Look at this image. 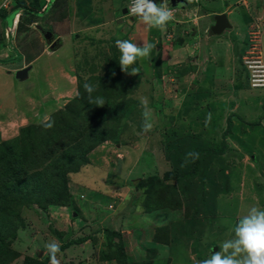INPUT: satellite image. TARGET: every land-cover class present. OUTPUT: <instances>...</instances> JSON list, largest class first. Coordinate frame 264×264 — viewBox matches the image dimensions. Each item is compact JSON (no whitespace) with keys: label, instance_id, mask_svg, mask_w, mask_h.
<instances>
[{"label":"rangeland","instance_id":"1","mask_svg":"<svg viewBox=\"0 0 264 264\" xmlns=\"http://www.w3.org/2000/svg\"><path fill=\"white\" fill-rule=\"evenodd\" d=\"M196 1L200 4L199 14L208 13L200 19L199 37L188 38L181 52H176L178 48L173 46L172 39L166 37L162 41L160 50L164 63L182 67L184 59V61L188 60L186 63L193 68L185 72L181 80L172 73H163L162 84L153 89L154 62L151 60L153 56L151 55L148 59H138L140 68L133 65V68L140 69L138 72L141 73V85L139 84L135 89L134 97L141 95L148 97L149 107L153 110L152 130L144 132L142 126L136 123L141 120V117L136 116L137 121H130L129 132L126 131L120 137L116 134L119 141L106 140L98 145L87 154L90 163L83 165L79 174H68V186L73 200L81 209V217H76V213H72L69 206L59 207L47 213L39 212L35 206L25 208L22 212L25 226L18 229L11 242L12 247L22 256H33L39 252V258H41L48 254L46 245L50 243L61 245L63 239L67 240L69 236L77 238L89 235L90 239L76 242L57 253L60 264H115L114 260L100 258L101 252L105 249L103 243L105 233L102 227H106L109 230L120 231L130 258L141 260L143 253L145 254L144 248L150 246L147 237L153 233V226L164 223L166 220L183 219L184 210L183 208L172 210L167 206L165 207L167 209L144 212L143 217L136 218L137 213L141 212L139 197L142 190L138 189L135 183L152 174L163 175L165 170L170 169L162 152L165 140L184 132L199 138L221 140L229 112L240 114L247 118V122L242 118L231 116L232 126L225 137L230 149L222 156L224 171L229 176L227 190L217 196L213 204L214 216L210 215L205 220L203 214L197 216L195 232L197 234L199 231V241L203 249L209 252L206 258L210 256L214 246L218 251L224 240L233 238L234 233L231 228L252 207L264 210V87H255L258 88L255 89L251 84L252 88L239 92L235 89L237 87L230 86L228 79L235 81L236 65L243 71L242 66L238 64L241 63L239 58L243 55L246 56L244 60H255V62L249 61V65L261 64L260 60L264 64V3L263 0H248L250 6L247 13L243 6L241 8L236 5L237 0ZM248 1L247 4H249ZM155 2L159 3V0ZM90 3L82 5V9L88 8L95 19L99 4L97 0H93V4ZM108 3L107 0H103L102 16L106 20H101L102 25L94 24V28H90V25L84 29H74L75 32L78 31V34L64 37V46L55 52L47 51V44L41 37V33H36L32 51L39 54L32 61V67L25 80H17L13 74L14 70H11V76H8L3 74L0 68L2 76L0 119L7 120L0 122L2 133L0 138L5 139L7 136L10 138L17 134L20 126L46 120L52 112L63 107L76 93L77 73L85 80L88 75L87 68L84 70L85 63L94 57V52L97 54L94 60L103 63L101 54L110 52L111 45L115 44L114 39L127 37L137 45L148 43L150 37H156L153 39L155 42L158 41L160 29L149 28L138 17L131 23L122 13V8L127 6V0H113L111 6L114 9L108 8ZM230 7L232 10L227 13V16L232 27L221 34L208 36L207 29L213 23L214 13L212 12L226 11ZM68 8L69 11L72 10L71 3L68 4ZM77 9H80L79 4ZM196 11L197 9L192 12ZM41 14L42 16L38 19L40 18V22L46 25L43 19L44 13ZM258 15L261 16L260 21L257 20ZM58 16L65 18L66 13L60 11ZM116 16L119 18L116 19ZM78 18L82 17L78 16ZM109 19H116V21ZM121 19L123 21H120ZM175 19H179L178 15ZM71 22L70 20L69 24ZM67 26L65 19L60 31H68ZM204 27L205 30H203ZM247 27L248 30H255L256 33H250L251 36H248ZM54 32L59 34L58 31ZM246 50L249 52L245 53ZM10 54L11 60L0 58V64L20 67L22 57H18L14 51H10ZM189 58L194 60L190 62ZM220 66H223V70ZM204 69H206L205 73ZM255 69L260 68L255 67ZM97 72L102 73L100 67ZM258 73L263 72L258 71ZM125 74L127 77L131 75L128 71H125ZM252 79L253 77L249 76L251 83ZM260 82L263 83L264 80ZM190 83L197 85L187 90L190 92V98H199L202 102H199V106L191 114H183L182 117L177 118L183 109L182 87ZM208 85L215 87L228 85V87L226 89L211 88L202 99L203 91L207 90ZM211 100L219 105L216 108L210 107ZM225 103L227 105L224 108ZM229 103L233 105L229 107ZM220 109H222V119L219 121L217 118L215 122L216 119L212 120L210 117H216ZM167 115L174 116L176 122L173 120L167 124ZM218 121L221 125L217 123ZM255 121L259 122L256 125H250ZM180 123H184L185 126H181ZM167 196L164 201L171 204L175 198L172 193L169 194V191ZM190 209L193 210L192 207ZM71 214L75 216L73 221L70 218ZM150 218L155 219L156 222L150 221ZM210 220H212L211 223H208ZM97 224L102 227L96 231ZM132 224L135 226L131 227ZM68 231L70 233L59 236ZM93 235L94 239H91ZM181 240L179 245L181 255L177 256L176 253L175 256L179 259L174 257V260L178 261H174L173 264H199L200 259L192 250V246L195 245L192 239L188 243L182 238ZM158 249L160 258H166L165 264H171L173 257L165 250V247ZM16 262L19 263L18 260ZM160 264H163V261Z\"/></svg>","mask_w":264,"mask_h":264},{"label":"trees","instance_id":"2","mask_svg":"<svg viewBox=\"0 0 264 264\" xmlns=\"http://www.w3.org/2000/svg\"><path fill=\"white\" fill-rule=\"evenodd\" d=\"M76 1L80 2L79 0ZM64 5L63 0H31L29 3L16 0L11 13L4 9L0 10V24L4 25V23L11 24L16 10L23 8L15 31V44L12 48V51L18 57H22L20 67L31 64L32 60L39 54V52L32 51L35 46V39L33 38L36 33L40 32L35 24L53 31V27L47 21H53L55 17L57 18L60 11H63L61 8ZM82 5L79 3L80 9L76 10L78 16H81L83 11ZM85 9L82 12L83 17L86 16V11L89 10L88 8ZM41 13H44L43 19H45L46 25L40 22V18L38 19L39 16H42ZM123 14L125 15V13ZM115 18L117 19L119 16ZM116 19L111 21L115 22ZM178 25L180 24L172 19L167 23L166 28L159 30L157 42L153 39L156 37L149 38L148 43L155 45L151 52L153 56L151 60L154 62L152 67L153 89L162 84L163 73H172L181 80L184 73L193 68L189 63L183 62V66L178 67V65H169L162 61L160 50L162 41L166 39L168 34L172 35L173 46L178 48L175 50L176 52H181V49L186 46L187 39L190 38L185 34H180L179 28H181V25L179 28ZM0 30L1 48L5 46L6 41L2 29ZM116 40L131 41L127 37L114 39L115 42ZM101 55V58L104 59L103 63L94 60L97 57L95 52L94 57L89 60L90 62L85 63L84 70L87 68L88 71L85 80L77 73L76 93L63 107L49 115L51 121L54 122L51 128L45 127L49 122L48 119L40 120L20 126L17 134L10 138H0V264H13L16 260L19 261L16 264H49V254L43 255L41 258H39V252L33 256H22L12 247L11 242L16 232L19 228L25 226L22 215L23 210L35 206L39 209V212L47 213L59 207L69 206L72 213H76V217H81V209L73 200L68 186V174H79L81 167L90 163L87 154L98 145L106 140L116 141L119 139L116 134L120 137L126 131L129 132L130 121H137L136 116L141 117V120L136 123L140 126L143 124V109L139 100L134 97L135 89L139 84L141 85V73L137 72L136 75L126 76L125 71H122L119 65L120 52L116 44L111 45L109 53L103 52ZM7 60H11V54ZM239 61L241 63L238 64L244 68L243 71L236 65L235 81L228 79L230 86L237 87L235 88L236 91L240 92L250 88L251 82L249 80V70L241 58H239ZM213 63L216 64L215 61ZM134 64L140 68L138 59ZM133 65L129 67L128 72L132 71ZM223 66H220V69L223 70ZM99 67L102 73L97 72ZM138 70L140 71V69ZM205 71L206 69H204V73ZM86 82L95 86L96 90L91 94V97L84 90L83 85ZM191 84L182 87L183 100L181 105L183 109L177 115V118L182 117L183 114H191L197 109L199 102H202L199 98H190V92L188 91L191 90V86L193 88L197 87V85ZM227 87L228 85L216 87L208 85L207 90L203 91L204 96L202 99L206 93H209L211 88L226 89ZM196 91L197 89L193 92ZM96 97L104 99L103 106L90 103V99L94 100ZM218 105L217 102L211 100L210 107L216 108ZM226 105V103L223 104V107L225 108ZM232 105V103L228 104L229 107ZM222 109L216 113V117L210 118L212 120L216 119L215 122L219 118L220 121L223 115L221 114ZM232 115L247 122V118L240 114L229 112L221 140L199 138L194 134L184 132L164 141L162 152L170 169L165 170L163 175L152 174L139 179L135 183V186L142 190L139 197L141 200V210L139 211L141 212L137 213L136 218L143 217L144 212L167 209L165 207L168 206L172 210L183 208V219L166 220L164 223L154 225L153 233H150L151 236L147 237L150 246L144 248L145 254L143 253L144 256L141 260L130 258L120 231L109 230L97 224L95 230L97 231L102 227L105 233L103 240L105 249L100 255L102 260L105 258L114 260L116 261L115 264H155L157 262L160 264L162 261L165 264L166 258H160L158 249L159 247H165V250L173 257L171 261V264H173L174 261H178L174 260V257L179 259L177 256L181 255V247H179L182 242L181 238L186 243L192 239L195 244L192 246V250L196 253L198 259H206L209 252L203 249L199 241V231L197 234L195 232L196 220L198 214H203L204 220L210 215L214 216L213 204L217 196L227 190L229 176L224 171L222 156L224 152L230 149L225 137L232 126ZM166 119L167 124L173 120L175 121L174 116L170 115H167ZM219 121L217 123L221 125ZM215 122H213L214 127ZM258 122H252L250 125H256ZM180 125L185 126L184 123H180ZM223 126H225L224 123ZM189 152L199 153V158L193 160L192 157H187L186 154ZM226 166H228L227 163ZM87 186L90 187V185ZM163 191L166 192L163 193ZM168 191L175 198L171 204L164 201L168 197ZM135 203L139 207L138 203ZM191 207L193 210L190 209ZM70 218L72 221L75 220V216L72 214ZM150 221L156 222L152 218H150ZM211 221L208 223H211ZM133 226L135 224L131 225V227ZM67 233L70 232H63L59 236L62 237ZM88 238L90 239L89 235L77 238L69 236L67 240L63 239L60 251L76 242L86 241ZM91 239H94V235ZM198 247L201 249L199 250ZM176 253L177 256H175ZM21 256L22 259H20Z\"/></svg>","mask_w":264,"mask_h":264},{"label":"clouds","instance_id":"3","mask_svg":"<svg viewBox=\"0 0 264 264\" xmlns=\"http://www.w3.org/2000/svg\"><path fill=\"white\" fill-rule=\"evenodd\" d=\"M237 1L235 2L236 4H238ZM2 2L3 0H1V3H0V10L1 9L6 10L10 7V4L13 1L9 0V2L7 3L5 7L2 6ZM185 3L186 4L183 7H177V6H171L169 4V0H161L160 3H156L155 0H131L130 12L132 15L128 13V9L126 6L124 7L126 8L125 16L128 17V20L131 17H134V19L138 17L149 28L155 27L158 29H164L166 28L167 23L170 20L175 19V16H176L175 13L177 12V9L179 10H185L186 8L189 9L188 6L190 5V7H194L195 10L197 9V11L193 13H189L187 11L183 19L179 18L175 20L181 25V28H179L181 35L185 34L188 37H191V36L195 38L199 37V34L201 32L200 19L207 16L208 13L199 14L198 11L200 10L199 8L200 4L196 0H186ZM127 5H128V0H127ZM169 6H171L172 8H170ZM249 6L250 4L248 5V8H247L248 10H246L247 13L249 12ZM218 13H226L227 15L226 11H223V12L220 11ZM20 14H21V11L15 12V14L12 17L11 24H4V25L0 24V27H1L0 29H2L3 37L5 38V41H6L5 46L0 48V58H6V57L8 58L10 51H12V48L15 44L14 43L15 31H16V27H17ZM121 21H123V19H121ZM131 21L133 22L134 20H131ZM36 25L37 24H35V27ZM187 25L194 26L195 30L193 34L188 35V33H186ZM203 30H205V27L203 28ZM71 32H73L72 34H75V33L78 34L77 33L78 31L77 32L72 31L70 28L68 31L61 32L60 34H56L54 31H52L53 38L49 43L43 37L42 33L41 32L39 33H41L42 38H44L47 44L46 45L47 51L55 52V50L59 49L63 45V41H64L63 36ZM246 33L248 36H251L250 33L252 34L256 33V31L248 30V27H247ZM171 37H172L171 34L167 35L168 39H171ZM52 41H57V42H56V45L51 48L50 45ZM115 44L120 52L119 65L121 67V70L126 71V72L128 71L131 65L136 63L137 59H142V60L148 59L151 55L152 49L155 46L152 43H145L142 45H137V44L132 43L129 40H116ZM247 52L249 51L246 50L245 53ZM245 58L246 56L244 55L241 57L244 64L246 65V68L249 70L250 76H252V74L254 73L253 72L254 70H257L256 73H258V71L259 72L261 71L264 73V64L262 63L261 60L259 61L261 62V64H255V65L250 64L249 65L248 64L249 61L255 62V60H244ZM192 60L194 59H191L190 62H192ZM187 61H184L183 59L184 63H186ZM28 65H31V64H28ZM5 67L7 68V66ZM255 67L260 68V69H255ZM20 68H23V67H20ZM241 68L244 69L243 67ZM16 69H19V67ZM16 69L9 68L8 69L9 74L11 75V70L16 71ZM245 71L247 72V70ZM137 72L138 70L133 68L130 74L136 75ZM261 75L262 73H258V78H257L258 80L261 79L259 78ZM251 84L252 86H255L253 85V82ZM83 87H84L85 92L89 94V97H91V94L96 90L94 85L89 84L87 82L83 85ZM257 87H264V85L263 84L258 85ZM137 99L139 100L141 108L143 109L142 111V118H143L142 130L144 132H149L153 128V110L149 107V100L147 96L141 95V96H138ZM90 103L97 105V106H103L104 99L102 97H96L94 100L90 99ZM46 119H48L49 122L45 125V127L51 128L54 122L51 121L50 117H46ZM186 156L192 157V159L195 160L199 158V153L189 152L186 154ZM181 166L183 167V165ZM231 231L232 233H234L233 238L224 240L220 244L218 251L215 249L211 250L210 256L206 259L200 260L199 264H264V210L258 209L256 207H252L246 215L242 216L236 222V224L231 228ZM46 248L49 254V264H60V261L57 259V253L60 252V245L58 243H50L46 245Z\"/></svg>","mask_w":264,"mask_h":264},{"label":"crops","instance_id":"4","mask_svg":"<svg viewBox=\"0 0 264 264\" xmlns=\"http://www.w3.org/2000/svg\"><path fill=\"white\" fill-rule=\"evenodd\" d=\"M19 1H24V2H30L31 0H19ZM92 1L93 0H80V4H83V5H87L88 4V2H91L90 4H93L92 3ZM109 3H108V8H113L112 6H111V3H112V1L113 0H107ZM160 1L161 0H159V3H160ZM63 2L65 3V5H64V7H62L61 8V10H63L65 13H66V16H65V18L63 17V16H58L57 15V18L55 17L54 18V20L53 21H47V23L49 24V25H51L52 27H53V31H58L59 32V34L61 33V29L62 28H60L61 26H62V23H64V21H65V19H66V24L68 25L67 27L68 28H70L72 31H74V29L75 30H77V29H84V28H86V27H88V26H90V28H94V24L95 25H102L101 24V20H106V18L104 17V16H102L103 15V11H102V5H103V0H97V2H98V4H99V11H98V13H96L95 14V19L93 18V16L90 14V11H86V16L85 17H83V14H82V12H84L85 11V9L81 12V16L80 17H82L81 19L80 18H78V15L76 14V10H77V7H78V1H76V0H63ZM84 2V3H83ZM263 2H264V0H263ZM72 4V6H73V8H72V10L71 11H69V8H68V4ZM237 3H238V7H241V8H243L242 7V5L244 6V8L243 9H245V10H248L247 8H248V6L247 5H249V4H247V0H238L237 1ZM16 4V0H14V2H12L11 4H10V7L8 8V9H6L7 10V12H12L13 11V9L12 8H14V5ZM82 7V6H81ZM189 7V9H185V10H177V12L175 13V15L177 16L178 15V17L179 18H184V15L186 14V12L188 11L189 13H193L192 11L193 10H195V8L194 7H190V5L188 6ZM114 9V8H113ZM123 9V8H122ZM229 9V10H228ZM227 10H226V12L227 13H229L232 9H231V7L230 8H228ZM59 10H60V8H59ZM16 11H21V13L23 12V8H19L18 10H16ZM72 11H73V13H72ZM225 11V10H224ZM71 18V19H70ZM261 19V16H259L258 18H257V20H260ZM72 21L71 22V24H69V21ZM109 20H112V19H109ZM1 28V27H0ZM63 28H65V27H63ZM73 32H71V33H67V34H65L63 37H69L70 36V34H72ZM41 35V34H40ZM42 37V36H41ZM21 42H23V41H21ZM9 55H10V53H9ZM7 56V55H6ZM37 57V56H36ZM35 57V58H36ZM7 58V57H6ZM33 60H35V59H33ZM32 60V61H33ZM5 66H7V68L5 67ZM0 68L2 69V73L3 74H7L8 76H11V75H9V72H8V69L9 68H12V69H16V68H18V66L17 67H10L9 65H1L0 66ZM0 69V70H1ZM1 75H0V79H1ZM3 119H6V118H3ZM4 121H7V120H4ZM3 120H1L0 119V122H4ZM8 124V123H7ZM6 125V124H5ZM7 126V125H6ZM3 127V126H2ZM0 134H2L1 133V126H0ZM4 137V136H3ZM7 138H9L8 136L7 137H5V139H7ZM1 139H4V138H1Z\"/></svg>","mask_w":264,"mask_h":264},{"label":"water","instance_id":"5","mask_svg":"<svg viewBox=\"0 0 264 264\" xmlns=\"http://www.w3.org/2000/svg\"><path fill=\"white\" fill-rule=\"evenodd\" d=\"M186 0H169V4L171 6H177V7H183L186 3ZM123 13H126V8H124L122 10ZM131 20H134V17H131L129 19V22ZM121 21V20H120ZM213 21L214 23L210 26L209 31H208V35H218L220 33H222L224 30L231 28V24L228 20V17L226 15V13H217L213 16ZM132 22V21H131ZM36 28L40 30V32L42 33L43 37L46 39V41L49 43L52 38H53V33L50 30H46L44 29L41 25L37 24ZM57 41H52L50 47H54L56 45ZM31 65H27L26 67L23 68H19L16 69V71L13 72L14 77L17 80H25L28 77V72L31 69ZM12 73V72H11ZM217 250V247L214 246L211 250Z\"/></svg>","mask_w":264,"mask_h":264},{"label":"built area","instance_id":"6","mask_svg":"<svg viewBox=\"0 0 264 264\" xmlns=\"http://www.w3.org/2000/svg\"><path fill=\"white\" fill-rule=\"evenodd\" d=\"M9 2V0H3L2 2V6L5 7L7 5V3ZM130 5H131V0H128V5H127V9H128V13L131 14L130 12ZM132 15V14H131ZM257 70H254L252 76H253V85L255 86H258V85H264V82H260V81H263L264 78H261V79H257L258 78V73H256ZM261 76H264V73H262Z\"/></svg>","mask_w":264,"mask_h":264},{"label":"flooded vegetation","instance_id":"7","mask_svg":"<svg viewBox=\"0 0 264 264\" xmlns=\"http://www.w3.org/2000/svg\"><path fill=\"white\" fill-rule=\"evenodd\" d=\"M247 1H248V0H247ZM249 1H250V0H249ZM249 1H248V2H249ZM263 3H264V2H263ZM249 4H250V2H249ZM236 5L238 6V4H236ZM244 10H245V9H244ZM258 11H259V10H258ZM258 11H257V12H258ZM221 12H223V11H221ZM212 13L216 14L217 12H212ZM257 18H258V17H257ZM213 23H214V21H213ZM213 23H212V24H213ZM188 24H189V23H188ZM212 24H211V25H212ZM211 25H210V26H211ZM210 26H209V27H210ZM209 27H208V29H207V35H208ZM194 30H195V28H194L193 25H187V32H186V33H188V35L193 34ZM222 33H223V32H222Z\"/></svg>","mask_w":264,"mask_h":264}]
</instances>
